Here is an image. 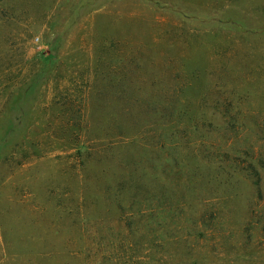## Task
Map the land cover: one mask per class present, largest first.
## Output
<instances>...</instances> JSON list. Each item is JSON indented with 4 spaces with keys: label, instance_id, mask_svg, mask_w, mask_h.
<instances>
[{
    "label": "rangeland",
    "instance_id": "rangeland-1",
    "mask_svg": "<svg viewBox=\"0 0 264 264\" xmlns=\"http://www.w3.org/2000/svg\"><path fill=\"white\" fill-rule=\"evenodd\" d=\"M0 264H264V0H0Z\"/></svg>",
    "mask_w": 264,
    "mask_h": 264
}]
</instances>
